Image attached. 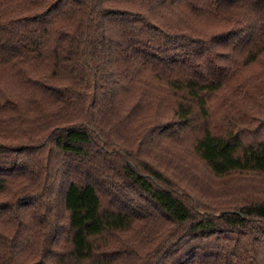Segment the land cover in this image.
Returning a JSON list of instances; mask_svg holds the SVG:
<instances>
[{
	"label": "trees",
	"instance_id": "obj_1",
	"mask_svg": "<svg viewBox=\"0 0 264 264\" xmlns=\"http://www.w3.org/2000/svg\"><path fill=\"white\" fill-rule=\"evenodd\" d=\"M264 0H0V264H264Z\"/></svg>",
	"mask_w": 264,
	"mask_h": 264
},
{
	"label": "rangeland",
	"instance_id": "obj_2",
	"mask_svg": "<svg viewBox=\"0 0 264 264\" xmlns=\"http://www.w3.org/2000/svg\"><path fill=\"white\" fill-rule=\"evenodd\" d=\"M251 113H253V114L257 115V116H263L264 115V111L263 112H261V111H251Z\"/></svg>",
	"mask_w": 264,
	"mask_h": 264
}]
</instances>
